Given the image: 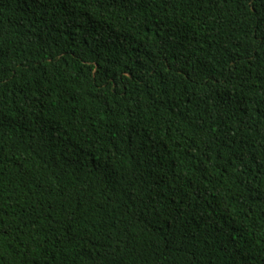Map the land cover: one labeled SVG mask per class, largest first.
Returning a JSON list of instances; mask_svg holds the SVG:
<instances>
[{"label": "trees", "instance_id": "trees-1", "mask_svg": "<svg viewBox=\"0 0 264 264\" xmlns=\"http://www.w3.org/2000/svg\"><path fill=\"white\" fill-rule=\"evenodd\" d=\"M0 264H264V0H0Z\"/></svg>", "mask_w": 264, "mask_h": 264}]
</instances>
